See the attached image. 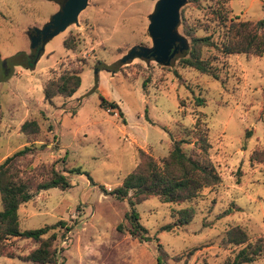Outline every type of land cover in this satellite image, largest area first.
I'll return each instance as SVG.
<instances>
[{"label": "rangeland", "instance_id": "1", "mask_svg": "<svg viewBox=\"0 0 264 264\" xmlns=\"http://www.w3.org/2000/svg\"><path fill=\"white\" fill-rule=\"evenodd\" d=\"M157 3L87 0L76 20L44 40L30 67L21 56L12 64L8 58L25 52L34 59L35 29L59 9V1L0 0V162L34 142L33 154L17 161L21 176L38 180L53 165L69 180L66 187L40 189L18 207L21 229L66 220L69 230L61 235L64 228H56L53 243L58 261L24 259L38 241L11 236L14 255H0V264H223L244 245L227 239L232 226L239 225L249 241H264V160L249 158L264 146V53L224 54L205 45L202 56L216 75L182 64L179 54L169 64L137 51L128 55L135 44L152 45L148 24ZM216 9L225 11L227 22L256 20L264 16V0H185L175 26L184 37L181 54L190 45L182 16L196 35H210L218 44L224 39ZM68 35L74 36L73 49L64 45ZM79 66L81 82L72 95L44 99L48 77ZM101 96L116 101L123 116L101 106ZM32 118L40 130L22 132L21 123ZM199 133L209 142L206 154L221 180L190 200L164 202L152 194L135 203L146 229L132 234L125 217L131 205L110 190L136 165L139 148L159 160L181 139L187 154L202 158ZM188 206L194 211L187 223L162 228ZM241 264H264V253Z\"/></svg>", "mask_w": 264, "mask_h": 264}, {"label": "trees", "instance_id": "2", "mask_svg": "<svg viewBox=\"0 0 264 264\" xmlns=\"http://www.w3.org/2000/svg\"><path fill=\"white\" fill-rule=\"evenodd\" d=\"M216 13L225 26L224 39L220 44L212 40L210 35H196L194 27L187 24L182 16V30L184 34L190 36L187 54H179L182 64L189 65L201 72L216 75L210 60L202 56V47L205 45H214L224 54L261 55L264 53V16L256 20L232 18L227 22L224 10L216 9ZM63 42L67 48H75L76 42L73 35L66 36ZM35 55L36 52H34V59L30 60L25 52H20L10 56L8 62L12 64L15 56H21L30 67H34ZM82 68L81 66L65 68L57 75L48 77L43 84L44 99L52 101L56 95H72L81 82L80 71ZM196 100L198 104L202 103L200 97H197ZM99 103L112 112L114 108H117L119 114L123 116L116 101L101 96ZM20 130L27 134H35L40 130V125L34 118L25 119L20 125ZM249 135L250 131L247 130L245 136ZM197 140L200 141V155H202L200 157L202 158L187 154L181 145V139H174L168 153L159 160L144 149H138L139 160L136 165L123 177L120 184L110 190L115 197L128 199L131 208L125 212V217L129 220L132 234L146 229L139 221V215L134 208L135 203L143 201L152 194L157 195L164 202L190 200L199 195L202 188L213 186L221 180L211 159L206 154L209 142L205 134L199 133ZM43 145L44 143H41L39 146L43 147ZM36 148L34 142L25 144L0 162V197L2 202L0 255H14L8 247L7 240L11 236H18L38 241L36 246L22 256L24 259L38 263L56 262L58 261V249L53 244L58 235L56 228H64L61 232V235H64L65 231L69 230L65 219L60 218L53 223L33 228L21 229L19 226L18 207L22 202L32 198L40 189L69 185L66 174L53 165L47 166L44 175L38 180L21 176L17 164L18 159L27 154H33ZM249 158L252 162L263 161L264 146L253 149ZM70 171L82 172L80 167H72ZM193 211L192 207H182L176 212L178 214L173 222L164 224L162 228L169 229L173 225L187 223L191 219ZM140 238L148 239L149 236L141 234ZM227 239L236 244L244 242V245L238 249L232 259H226L223 264L251 262L264 253L263 239L257 237L254 241H249L247 233L239 225H234L227 230Z\"/></svg>", "mask_w": 264, "mask_h": 264}, {"label": "water", "instance_id": "3", "mask_svg": "<svg viewBox=\"0 0 264 264\" xmlns=\"http://www.w3.org/2000/svg\"><path fill=\"white\" fill-rule=\"evenodd\" d=\"M59 9L44 22L41 28L35 29L32 46L36 48L35 61L42 52L44 40L64 30L69 22L76 20L78 12L86 6L87 0H58ZM185 0H158L155 11L150 14L148 34L151 46L135 44L128 55L137 51L144 58L153 57L161 64H169L185 48L184 37L175 32L179 22V8Z\"/></svg>", "mask_w": 264, "mask_h": 264}]
</instances>
